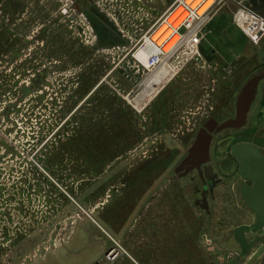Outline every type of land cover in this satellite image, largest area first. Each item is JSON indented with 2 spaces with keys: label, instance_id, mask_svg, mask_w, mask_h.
I'll list each match as a JSON object with an SVG mask.
<instances>
[{
  "label": "rangeland",
  "instance_id": "374dc122",
  "mask_svg": "<svg viewBox=\"0 0 264 264\" xmlns=\"http://www.w3.org/2000/svg\"><path fill=\"white\" fill-rule=\"evenodd\" d=\"M92 2L0 0V264H246L264 230L242 254L233 232L255 218L237 174L207 215L174 169L194 114L232 118L264 60L249 49L219 69L187 48L147 84L135 54L154 25L135 32ZM263 135L264 81L246 128L215 137L212 163Z\"/></svg>",
  "mask_w": 264,
  "mask_h": 264
},
{
  "label": "water",
  "instance_id": "95a60500",
  "mask_svg": "<svg viewBox=\"0 0 264 264\" xmlns=\"http://www.w3.org/2000/svg\"><path fill=\"white\" fill-rule=\"evenodd\" d=\"M264 81V69L250 77L241 87L235 100L234 117L223 122L214 119L208 120L196 133L187 155L174 169L178 178H183L196 171L204 182V189L201 200L195 202V206L209 215V205L206 200L209 185L211 192L216 182L214 181L213 170L206 165L210 161V147L214 135L224 131L240 130L247 122L248 114L252 104L256 100L259 85ZM231 154L240 162V179L242 185L240 196L245 206L253 214L255 220L250 225H240L233 232V238L240 248L242 254H246L249 245L246 241V234L264 230V151L247 144H239L232 148ZM246 183L250 184L246 185ZM186 186L185 193L191 190ZM264 255V242L252 254L246 264H254Z\"/></svg>",
  "mask_w": 264,
  "mask_h": 264
},
{
  "label": "crops",
  "instance_id": "0c3cea01",
  "mask_svg": "<svg viewBox=\"0 0 264 264\" xmlns=\"http://www.w3.org/2000/svg\"><path fill=\"white\" fill-rule=\"evenodd\" d=\"M94 2L99 6L97 0H85V2ZM177 0H117L107 5L108 9H113L108 13L109 17L122 22L123 26L135 28L134 31H142L143 27H149L157 24L164 16L165 12ZM245 3L254 13L264 18V0H235ZM92 2V3H93ZM93 3V4H94ZM118 12V13H117ZM235 9L233 7H223L218 9L206 25V38L201 47L209 51L212 58H220L217 61V67L233 68L241 57H246L250 49V59L256 58L259 63L264 60V38L257 47L249 44L246 37L232 22ZM114 20V19H113ZM205 51V52H206ZM220 64V66L218 65ZM229 69V68H228Z\"/></svg>",
  "mask_w": 264,
  "mask_h": 264
},
{
  "label": "built area",
  "instance_id": "2783aa9c",
  "mask_svg": "<svg viewBox=\"0 0 264 264\" xmlns=\"http://www.w3.org/2000/svg\"><path fill=\"white\" fill-rule=\"evenodd\" d=\"M116 1L117 0H99V3L103 5L104 3L109 4L110 2L114 3ZM205 1L207 0H202L198 6L193 9L185 5L184 0H177L168 8L164 16L154 25L153 29L141 38L138 50H144L146 39H148L159 26L165 23L167 17L176 7L182 5L188 13L186 19L176 29L171 28V37L178 35V42L167 53L162 52V46H156L154 54L149 56L146 64L147 71L149 72L148 76L156 72L164 62H167L169 71L166 77H168L174 71L169 64L174 58H176L180 51L190 48L194 49V53H197L201 42L206 37L205 29L207 23L218 9L227 7L232 0H211L212 4L200 16H198L196 12L203 6ZM237 6V10L233 15V23L247 38L248 42L252 46L257 47L264 38V18L254 13L245 3L243 4V2H237ZM255 264H264V256H262Z\"/></svg>",
  "mask_w": 264,
  "mask_h": 264
},
{
  "label": "flooded vegetation",
  "instance_id": "af4514ba",
  "mask_svg": "<svg viewBox=\"0 0 264 264\" xmlns=\"http://www.w3.org/2000/svg\"><path fill=\"white\" fill-rule=\"evenodd\" d=\"M260 86V85H259ZM258 91H259V88H258ZM189 92V91H188ZM258 94V92H257ZM257 98V96H256ZM236 100V98H235ZM256 101V100H255ZM254 101V102H255ZM254 104V103H253ZM252 104V105H253ZM234 105H235V102H234ZM252 107V106H251ZM161 110V109H160ZM159 110V111H160ZM170 110V108H169ZM190 111V110H189ZM191 112V111H190ZM189 112V114H190ZM250 112H251V109L249 111V114H248V119H247V122H246V125L243 127V128H246L249 120H250ZM203 113V112H202ZM201 113V114H202ZM235 113V111H234ZM201 114L200 112L197 113V115L194 114V116H196V118L194 119H198L196 120V122H198V128L196 127V125L194 126L195 129H192V128H189V130L187 131L186 135L188 137H190L191 135H193V139L196 135V133L203 127V125L210 119V117H208L206 120H204L202 118L201 120ZM161 112L156 116V120L160 122V120L162 119L161 118ZM192 116V115H190ZM234 117V116H233ZM232 117V118H233ZM214 119V118H213ZM231 119V118H229ZM201 120V121H200ZM216 120V119H214ZM228 120V119H227ZM217 121V120H216ZM242 128V129H243ZM241 130V129H240ZM229 131H238V130H229ZM226 131L222 132V133H225ZM220 133V134H222ZM218 134V135H220ZM218 135H214L213 138H212V142H211V147H210V161L209 163L206 165L207 167H211L212 170H213V175H214V181L216 182V185L214 186V188L212 189V191L210 192L209 191V185L208 183L205 181V184H206V187L208 188V194L206 196V200L208 202V205H209V214H210V203H213L217 200H221V199H225L226 198V194L222 193L224 190L227 189V185H228V181L230 180V178L233 176L232 174H228V172L230 171L231 173H234V174H237L240 182L239 184H235V186L237 185L238 187V191H239V195H240V188H241V185H242V180L240 179V162L234 158L231 154V151H230V154L228 156H225L223 154H220L221 156L217 157L218 162L214 161V163H212V155H211V150L213 148V145L215 143V137L218 136ZM264 138V135L262 136ZM193 141V140H192ZM264 142V141H263ZM192 143V142H191ZM190 143V144H191ZM190 144H188V148H187V151L190 147ZM222 146H223V142L221 143ZM239 144H247V145H251V146H255L257 148H259L261 151H264V147L260 146V145H257V144H254L253 142H248V141H241V142H238L236 143L234 146L236 145H239ZM233 146V147H234ZM232 147V148H233ZM231 148V150H232ZM187 155V154H186ZM234 170V171H233ZM238 170V171H237ZM230 177V178H229ZM182 179H187L188 180V185L186 186H189L190 185V192L189 193H185L186 195L188 196H194L195 199H194V204L195 202L198 200H201V194L203 192V189H204V182L201 180V178L199 177L198 173L196 171L188 174L187 176L183 177ZM246 185H249L248 183H246ZM186 186H184V189L186 188ZM185 192V191H184ZM241 197V196H240ZM223 199V200H224ZM198 208V207H197ZM199 209V208H198ZM202 211V210H201ZM204 212V211H203ZM205 213V212H204ZM206 214V213H205Z\"/></svg>",
  "mask_w": 264,
  "mask_h": 264
},
{
  "label": "bare ground",
  "instance_id": "6f19581e",
  "mask_svg": "<svg viewBox=\"0 0 264 264\" xmlns=\"http://www.w3.org/2000/svg\"><path fill=\"white\" fill-rule=\"evenodd\" d=\"M202 0H184V4L190 8L195 9ZM212 4L211 0L204 2L203 6L196 12L200 16L210 5ZM188 16V13L185 11L182 5L175 8V10L167 17L164 24L158 27L156 31L146 39V46L144 50H138L135 54V58L140 61L142 64L146 65L147 60L150 55L154 54L156 46H162V52L167 53L179 40L178 35H172V29H176ZM167 66V62H164L161 67L152 75L148 76L145 80L148 84V81H156L158 75L161 73V68Z\"/></svg>",
  "mask_w": 264,
  "mask_h": 264
}]
</instances>
